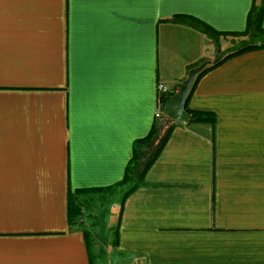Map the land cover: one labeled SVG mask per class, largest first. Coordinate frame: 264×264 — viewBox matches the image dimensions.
<instances>
[{
	"label": "crops",
	"instance_id": "0c3cea01",
	"mask_svg": "<svg viewBox=\"0 0 264 264\" xmlns=\"http://www.w3.org/2000/svg\"><path fill=\"white\" fill-rule=\"evenodd\" d=\"M260 2L0 0V264H90L67 191L121 182L157 85L261 44L232 35ZM187 108L212 122L174 125L144 184L78 197L122 193L105 247L85 230L94 264H264V48L202 76Z\"/></svg>",
	"mask_w": 264,
	"mask_h": 264
},
{
	"label": "trees",
	"instance_id": "16d2710c",
	"mask_svg": "<svg viewBox=\"0 0 264 264\" xmlns=\"http://www.w3.org/2000/svg\"><path fill=\"white\" fill-rule=\"evenodd\" d=\"M264 18V0H261L259 6H252L248 18H247V23H246V29L243 33H234L232 34L233 36L236 37H245L248 36L249 38L254 39H263L261 44H246L239 49L235 50L234 52L226 55L223 57L221 60L215 62L213 65L204 68L199 74L196 75L194 82L192 84L188 100L190 96L193 93V90L197 84V82L200 80L202 76H204L206 73H208L210 70L214 69L224 61L233 58L235 56H238L240 54L257 50V49H262L264 48V29L262 28V21ZM171 22L175 23H181L184 24L188 27H191L193 29H196L203 34H205L209 39L217 42L218 38L221 35H224L223 33H218L205 25L204 23L193 19L188 16H177L171 19ZM197 65L190 66L188 70L195 68ZM169 98L167 97H161V102L162 105L168 100ZM187 100V102H188ZM185 111L188 113L191 118L188 121V123L191 122H212V118L203 115L201 113L193 112L188 110L187 108V103L185 106ZM167 121H170L167 119ZM177 123H172L170 127H168L165 132L163 133L162 136H159L160 132V126L158 122L155 121L154 127L150 134L144 138L143 140L137 141L135 143L134 147V153L133 157L130 160L129 164L127 165L126 171L124 178L121 182L111 186L107 187L105 189H93V190H68L67 191V207H66V212H67V223L69 226H75L78 222L79 219L82 216V207L80 202L78 201V197H80L83 194H87L90 192H96V191H108L112 192L116 187L119 186H126L129 184V188L123 195V200L130 194L132 193L136 188H138L140 185L144 184V177L146 172L151 168L155 160L158 158L159 154L161 153L167 139L169 136L170 131L172 130L173 126L176 125ZM143 143L147 145V150L148 153L145 155V153L141 152L139 149V144ZM144 161L142 162V160ZM135 172H137L135 174ZM122 200V202H123ZM83 234L85 239H87V250L89 251V257H90V264H94V257L91 254V244L89 243V233L85 230H83Z\"/></svg>",
	"mask_w": 264,
	"mask_h": 264
},
{
	"label": "rangeland",
	"instance_id": "374dc122",
	"mask_svg": "<svg viewBox=\"0 0 264 264\" xmlns=\"http://www.w3.org/2000/svg\"><path fill=\"white\" fill-rule=\"evenodd\" d=\"M147 153L148 150L145 151V155ZM129 186V184L126 185V187ZM121 196L122 193L110 194V196L102 198L99 196H90L88 199H83L80 203L83 212L78 226L93 233L99 231L96 238L100 246L105 247L106 238L104 236L111 237V232L117 220ZM102 227H105V230H101Z\"/></svg>",
	"mask_w": 264,
	"mask_h": 264
},
{
	"label": "water",
	"instance_id": "95a60500",
	"mask_svg": "<svg viewBox=\"0 0 264 264\" xmlns=\"http://www.w3.org/2000/svg\"><path fill=\"white\" fill-rule=\"evenodd\" d=\"M207 65V62H203L197 67L190 69L187 77L180 85L178 92L163 104L162 112L170 121L175 123H187L190 120L191 116L185 111L188 96L196 75L206 68Z\"/></svg>",
	"mask_w": 264,
	"mask_h": 264
},
{
	"label": "built area",
	"instance_id": "2783aa9c",
	"mask_svg": "<svg viewBox=\"0 0 264 264\" xmlns=\"http://www.w3.org/2000/svg\"><path fill=\"white\" fill-rule=\"evenodd\" d=\"M178 88L175 86H166L164 84L159 83L156 87L157 91V100H156V107H155V120L156 121H162V120H167L168 118L164 116L162 109L163 105L161 102V97H167L170 98L172 97L175 93L178 92ZM169 120V119H168Z\"/></svg>",
	"mask_w": 264,
	"mask_h": 264
}]
</instances>
